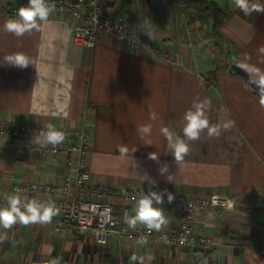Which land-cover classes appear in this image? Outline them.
Returning a JSON list of instances; mask_svg holds the SVG:
<instances>
[{"label": "crops", "instance_id": "obj_1", "mask_svg": "<svg viewBox=\"0 0 264 264\" xmlns=\"http://www.w3.org/2000/svg\"><path fill=\"white\" fill-rule=\"evenodd\" d=\"M209 1L227 14L218 35L210 13L192 0L185 11L175 0H114L115 12L139 41L129 44L102 32L86 48L74 43L78 19L66 11L52 9L38 29L20 36L6 31V4L27 0H0V57L22 51L31 60L24 68L0 63V196L39 198L42 193L26 186L58 184L67 171L64 153L37 149L35 136H14L9 123L51 122L76 130L85 117L90 182L164 192L167 223L159 229L173 230L181 211L167 200V191L188 197L219 193L234 202L232 210L211 209L193 222L195 232L213 239L209 251L114 234L100 244L91 232L56 230L51 220L17 221L0 225V264H264V102L227 70L235 63L264 80V11L245 14L235 0ZM194 100L209 102V123L221 132L209 136L202 130L176 161L162 128L183 135V116ZM145 124L152 126L147 136L139 131ZM144 174L148 178L140 180ZM115 202L119 213L122 201Z\"/></svg>", "mask_w": 264, "mask_h": 264}, {"label": "built area", "instance_id": "obj_2", "mask_svg": "<svg viewBox=\"0 0 264 264\" xmlns=\"http://www.w3.org/2000/svg\"><path fill=\"white\" fill-rule=\"evenodd\" d=\"M180 10L188 9V0H175ZM27 3V2H26ZM54 11H66L78 19L73 24V41L76 45L93 48L102 32H107L119 40L136 44L139 40L129 28L128 20L116 13L114 0H48ZM25 3H7L4 10L6 18L14 16L16 9ZM6 125V124H5ZM14 136H35L43 127L25 126L11 122L6 126ZM65 131L63 142L43 148L52 153H64L67 171L58 184H30L26 189L42 193L41 199L51 198L58 207V213L51 219L56 230L65 228L75 234L91 232L97 243L104 244L108 235L119 239H141L152 243H170L189 247L198 251H209L214 241L206 232H195L193 222L196 218L205 219L211 209L232 210L234 202L219 193L199 196L174 194L172 204L180 205L178 222L173 230L139 229L130 227L126 220L131 216V203L145 192L129 187H114L106 184L95 185L90 182L87 170V155L91 145V133L86 118L76 130L60 128ZM115 200H120V212L114 211ZM0 202H6L0 196Z\"/></svg>", "mask_w": 264, "mask_h": 264}, {"label": "clouds", "instance_id": "obj_3", "mask_svg": "<svg viewBox=\"0 0 264 264\" xmlns=\"http://www.w3.org/2000/svg\"><path fill=\"white\" fill-rule=\"evenodd\" d=\"M235 6L241 9L245 14L253 11H264V0H235ZM52 6L48 0H27V3L20 5L16 9L14 16H9L3 24L6 31L17 36L23 35L32 29L40 27V21H44L49 17ZM8 63L9 65L24 68L31 62L28 55L22 51L8 53L0 57V63ZM264 88V80L259 81ZM208 101H193V107L187 109L184 113V125L182 128L183 135L170 132L166 127L162 131L171 141L173 151L171 152L176 161L182 158V155L189 150V141L199 138L202 130H207L209 136L220 135L221 128L219 125L210 124L206 114ZM155 119V114H152ZM228 125L225 124L224 127ZM151 124L142 125L139 129L141 135L147 136L151 133ZM66 133L64 130L56 127L55 124L49 122L42 130H38L35 134L33 143L37 149L43 148L48 144L57 145L64 141ZM148 143H151L149 141ZM133 151V149H132ZM120 152L124 155L128 154L127 146H122ZM152 158H157L158 154L153 151L150 153ZM131 169H136V161L130 156L129 164ZM167 165H162L161 172H165ZM148 178L147 174L141 175L140 180ZM150 179V178H149ZM167 179L172 180L173 176L169 174ZM154 182V181H152ZM164 191H167L165 189ZM174 194L167 191V200L172 201ZM6 203L0 204V225L4 228L10 227L13 223L19 221L21 223L30 222H49L54 215L58 213V207L51 198H28L22 197L18 193H11L5 197ZM164 201V192L150 190L141 193L134 205V214L126 220L130 227H134L138 222L146 224L150 229H159L163 224L167 223L165 209L162 206ZM50 264H59L58 259H52Z\"/></svg>", "mask_w": 264, "mask_h": 264}, {"label": "water", "instance_id": "obj_4", "mask_svg": "<svg viewBox=\"0 0 264 264\" xmlns=\"http://www.w3.org/2000/svg\"><path fill=\"white\" fill-rule=\"evenodd\" d=\"M227 70L231 74H237L241 76L244 83L247 84L253 90L257 98L264 102V88L261 87L259 79L250 75L244 68L235 63H231L228 66Z\"/></svg>", "mask_w": 264, "mask_h": 264}, {"label": "trees", "instance_id": "obj_5", "mask_svg": "<svg viewBox=\"0 0 264 264\" xmlns=\"http://www.w3.org/2000/svg\"><path fill=\"white\" fill-rule=\"evenodd\" d=\"M201 9L208 11L212 17V30L214 35L219 33V25L226 19L227 14L219 8L213 1L209 0H192Z\"/></svg>", "mask_w": 264, "mask_h": 264}, {"label": "rangeland", "instance_id": "obj_6", "mask_svg": "<svg viewBox=\"0 0 264 264\" xmlns=\"http://www.w3.org/2000/svg\"><path fill=\"white\" fill-rule=\"evenodd\" d=\"M203 10V9H202ZM203 11H205V10H203ZM207 12V11H206Z\"/></svg>", "mask_w": 264, "mask_h": 264}]
</instances>
